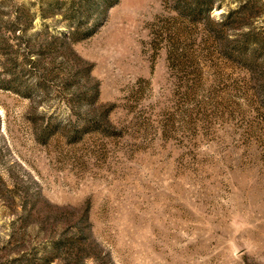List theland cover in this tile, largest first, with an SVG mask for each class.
<instances>
[{
    "label": "rangeland",
    "instance_id": "obj_1",
    "mask_svg": "<svg viewBox=\"0 0 264 264\" xmlns=\"http://www.w3.org/2000/svg\"><path fill=\"white\" fill-rule=\"evenodd\" d=\"M0 264H264V0H0Z\"/></svg>",
    "mask_w": 264,
    "mask_h": 264
}]
</instances>
